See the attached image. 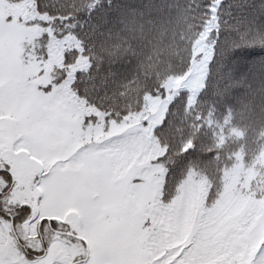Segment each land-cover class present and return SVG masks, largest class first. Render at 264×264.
<instances>
[{
    "label": "trees",
    "instance_id": "1",
    "mask_svg": "<svg viewBox=\"0 0 264 264\" xmlns=\"http://www.w3.org/2000/svg\"><path fill=\"white\" fill-rule=\"evenodd\" d=\"M72 2L93 13L90 56L106 78L97 103L118 117H137L209 44L200 87L142 129L125 171L162 164L147 235L164 264H252L264 238L246 261L228 257L264 213V0Z\"/></svg>",
    "mask_w": 264,
    "mask_h": 264
},
{
    "label": "snow or ice",
    "instance_id": "2",
    "mask_svg": "<svg viewBox=\"0 0 264 264\" xmlns=\"http://www.w3.org/2000/svg\"><path fill=\"white\" fill-rule=\"evenodd\" d=\"M10 2L17 14L0 17V264H164L148 220L124 225V172L143 130L97 103L106 78L90 56L93 13L72 0ZM252 264H264V244Z\"/></svg>",
    "mask_w": 264,
    "mask_h": 264
},
{
    "label": "rangeland",
    "instance_id": "3",
    "mask_svg": "<svg viewBox=\"0 0 264 264\" xmlns=\"http://www.w3.org/2000/svg\"><path fill=\"white\" fill-rule=\"evenodd\" d=\"M18 6L10 0H0V17L6 14H17ZM2 22V21H0ZM209 53V44L206 43L202 53L197 56L191 65L189 73L180 80L169 81L164 87L162 96H144V106L141 113L135 118H124L132 126L144 128L147 125H159L166 108L171 103L177 92L182 89H198L204 77V72ZM162 169L161 162L146 163L143 166H131L124 172L126 183L122 193L120 209L124 218L126 230L132 231L138 218L149 220L152 198L155 191L156 174ZM142 177V182L133 183L136 178ZM195 229V227H194ZM147 235V233L145 234ZM264 238V213L257 219L243 241L239 244L240 253L237 256L231 255L229 260L246 261L256 245Z\"/></svg>",
    "mask_w": 264,
    "mask_h": 264
}]
</instances>
